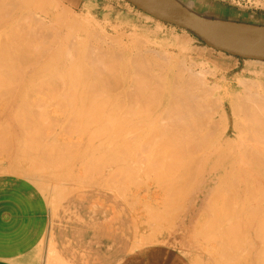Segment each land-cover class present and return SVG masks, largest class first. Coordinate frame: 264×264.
Instances as JSON below:
<instances>
[{"label": "bare ground", "instance_id": "6f19581e", "mask_svg": "<svg viewBox=\"0 0 264 264\" xmlns=\"http://www.w3.org/2000/svg\"><path fill=\"white\" fill-rule=\"evenodd\" d=\"M153 1L164 4V5L175 6L173 4V2H174L173 0H172L173 2L170 0H153ZM38 3H43V6H42L43 8H44V5H45V7H46V5L51 6L53 9V11H51L52 13H54V10L55 11L59 10V6L55 0H0V134H1V137H3V138L5 136H8V137L4 138L5 140L8 139V141L11 140L12 143L17 144V145H13V146H16L14 148V149H16V152L14 150L15 153H13L14 155L12 154L13 158H16L14 156L17 153V156H19L21 161H22V159H26V160L29 159L27 161L24 160V162L26 161L25 163L23 161L22 162L24 164H26L28 161L31 162L27 165L31 164V166H30L31 171L30 172H32L31 175L34 177V179L37 182H40L41 179H43V178H47L45 176V173L48 172L49 170L51 171L53 178L50 177L51 175H49L48 178L50 177L52 179V182H57L59 180H62V177H63V179L65 177L64 182L62 180L63 183H61V185H58V184L56 185V184H53L51 182V185L52 184L54 185L53 186L54 190H53V194L51 197V202L53 203L52 206H54V210H52L53 213L55 212V210L59 206L58 204L61 202V200H63V199L65 200L69 197H72V198L75 197V196H72L74 193V189L80 190L78 187L74 188L76 185L74 187L72 186L74 188L73 190H71V188H70L71 185H69V189H68L64 185L65 182H66V184H68L69 182H73V183L75 182L74 184H82V185H86V186H91L92 184L94 186V184H98L95 181H93V183H92L91 182L92 180L88 179L89 176H85V177H87L88 180H90L88 182L85 181L86 178L83 179L82 176H79L80 172H81L80 171L81 168H82L81 169L82 171L84 170L83 168H89L91 166H93L91 169H94V168L96 169L95 166H97V168H98L100 163L102 161H104V159H105L106 162L105 163L102 162V163H104V166H103V168H102V166L100 167V169H99L100 172L96 169L98 171L97 173H100V176H101V179L99 177L97 179L99 181L100 180L103 181L105 184H108V185H114L116 183V182L114 183V181L116 179L114 180L115 174L113 176L114 171H112L113 167L116 164L115 161H120L122 159L121 157H123V156H124L123 157V160H124V158L126 157V155H128V153L126 152V154L124 155V153H123L124 149L122 150L116 143L115 144L117 146H115V147H117V148L112 149L111 146L114 144L112 142L113 138H112L111 142L109 141L110 143H113L110 146L111 149L108 147L105 149L102 147L104 145H106L107 143H103V141L101 139L98 140L96 138V136L94 137V135H96L97 133L94 134L93 137L88 136L89 138L87 139V138H84L85 136H83L84 133L82 131L83 128H85L87 125H89V126H91L90 127L91 129L89 130L88 129L89 127L87 126L88 128L84 129V132L86 130L85 134H87L88 130L90 133H91V131L93 132L94 130L92 127H95V125L92 126L93 125L92 121H93V123L95 121H97L96 122L97 124H98V122H99V124L102 123V120H100L101 122L99 121L100 115L97 114L98 112L101 113V109L99 111V108L102 106V104L105 105L108 103L104 107V108H106L109 105V103H111L114 106L111 105L108 108L110 109V115H111L112 110L110 107H112V108L114 107V109H115V112L113 111L114 116H110L109 114H107V115H109L112 118L115 117L114 122H116V123H117V121L121 122V123H122V121H126L125 123H127L129 125L128 127H131V129H132L131 133H133L132 137H130L131 134L129 135V137L131 138L130 140H129V137L126 139V141L124 140L125 143L123 141H121L120 132H117V134L118 133L120 134L119 135L120 137L118 135H116V136H118L117 139L120 138L119 140L121 142H123L124 144H126L129 151L132 150V152L134 154V156L132 154V156L134 157V160L128 164L129 165L128 168H127V166L125 168L126 169H132L133 167L134 168L139 167V171H141V172H142L141 168H144V169H147L150 171H152L151 169L155 170V168H159L160 170L163 169V171H168V173L170 172L171 173L170 177H168V179H166V177L164 178L165 181L167 180V182L164 183V180H163V183L167 186V190L169 192L168 194H170V196L172 195L171 196L172 199L173 198L175 199L177 196V193L180 194V192H182L184 190L183 193H181V195L183 196V194H185L186 196L184 195L185 197H182V196H179V197H180V199H182L181 201H183L184 203H186L189 206L183 205L184 208L186 207L185 209L183 207L181 209V206L178 207L179 208V216H177V217L183 218L182 220L184 221V223H186V222L192 223L198 217H206L207 214L204 212V210L206 211L208 208H210V210L212 212L211 207H207V206L210 204V201L214 202L213 199H217L216 197H218L219 194L224 195V200H222V203L225 205V206L223 205L225 207V209L223 211L224 214H216L215 212H213V214L211 213V215H208V216H210V218L215 217L214 219L217 220V223H218V220L225 219V217L230 218V219L235 217L234 221L237 220L235 222H238V223H240L242 221L239 222L238 220H240V218L236 219V217H241V218L245 217L246 219L248 217V220L250 221V226L252 227L253 223L251 220H253L254 217H263L264 218V61L254 60V59H244L243 61H245L246 67L241 71L240 74H237L235 76V78L228 81V80H226V77L223 76V77H221V80H217L216 75H215L217 72V69L214 68V66H209V63L203 59H202V61L200 60L201 62L198 61L197 62L198 64L196 62H193L192 59H189L187 62V56L185 55L186 51L185 52L182 51L183 48H181V50H180L181 52L176 54V55L173 52H168L166 50H163V51H155L153 49H147L146 50V46H145V50L142 49L144 47L139 46L142 49V50H140V48L137 47L138 45H140L139 39L136 41L135 40L131 41V39H130L129 42L134 41V44L133 43L128 44L129 42H127L126 44L127 45H133L134 47H136V48H134L132 46L134 48V51L136 50V52L129 51L130 46L128 48L126 47L125 49L122 50L120 46H124L125 43H124V45L120 44V41H121L120 40L118 44H119L120 49L122 50L121 51L116 46L118 40L111 38V37H115V36L108 37V35H106L105 31L103 29H101L100 32L96 30V34H99L98 36L101 35L104 38L103 37L99 38L97 35H95V33L92 36H96V37H92L89 32H91V33H93V32L92 31L88 32V29L85 27L87 24V20L85 21L86 23L81 20L85 24V25H83L81 23V21H79V19L76 20L75 17L70 18V19L67 17L69 20H65L67 18L63 17L64 14L58 15V18L62 19L60 17H63V19L65 18L64 20L67 21L68 25H67V23H64L65 21L62 19V22H63L62 25L66 24L67 27L69 28V29H66L67 28V27H65L66 25L63 26V28L65 27L64 28L65 32H67V34H68L69 32L74 31V30L69 31L70 29H75V28L77 29L78 28V29H80L81 33L79 34L78 39L76 41H73L76 39V37H75V39H73V36H76V35L71 36L72 40L67 39V41H66V39H65V43L67 42L66 46H65V44L62 45L60 43L62 46H65V49H64V47H63V49H61L63 51H60L57 49L55 51H53L52 49H54V47L51 45L52 44L54 45L55 41L52 38H51V40H53L54 42H52L51 40H49L50 42L48 41V37H49L48 32L49 31H47V29L44 28L48 25L47 26L48 30H50L49 28L52 27V25L50 24L51 22L47 23L48 22L47 18H49V15L42 8H41V11L39 14L37 12L32 13L34 10L33 11L31 10L32 12L30 11L31 8H34V7H35V9L38 8L40 5ZM36 4H38V6ZM176 4H178V3H176ZM41 5H40V7H41ZM179 6L182 7L181 5H179ZM182 8L185 11H187L189 14H192L193 16L200 18V19H195V20L206 31H208L210 34H212L217 40H224V39L232 38L236 34L243 31V29L241 27H238V26H234V25L229 26V25L217 24V23H212V22L201 20L204 18L193 13L194 11L191 12L184 7H182ZM36 10H38V9H36ZM38 12H39V10H38ZM64 16H66V15H64ZM146 17H148V19L153 18L147 14H146ZM57 19H56V21H57ZM59 19H58V21L60 22L61 20H59ZM208 19H206V20H208ZM58 21L56 23H55V21H53V22L55 25L59 26L57 24V23H59ZM211 21H215V20H211ZM45 22L47 24H45ZM53 22H52V24H53ZM60 26L58 28H60ZM98 26H99V23H98ZM52 29L50 31L51 33L53 31ZM54 29H56V28H54ZM90 29H93V28H89V30ZM98 29H99V27H98ZM54 31H56V30H54ZM56 32H58V30ZM76 32H78V31L76 30ZM72 33L73 32H71L69 34H72ZM50 35H51V37L53 36L52 34H50ZM59 36L57 34V38ZM66 36H68V35H66ZM66 36H64V37H66ZM105 36H107L106 39L110 38L109 42L105 41ZM61 39H63V38H61ZM111 39H113V41ZM116 39H118V38H116ZM114 40L116 41V43H115L116 45H114V46H116V48H118L119 50L113 49L112 43H114ZM61 41H64V39ZM59 42H60V40H59ZM110 42H112V43H110ZM140 42H141V39H140ZM109 43H110V45H109ZM144 43L145 42H143L141 44L144 45ZM111 44H112V46H111ZM107 45H109V46H107ZM127 45H125V46H127ZM137 48H139V50ZM126 49H128V52L126 51ZM60 54H63L62 60L64 58L65 59L63 60V62H61L62 64L57 65L54 61L56 60V62H57L56 57L59 58ZM153 54H155V55L153 56ZM51 55H53V57H51ZM49 56L51 58H54V56H55V58H56L52 62V64H50V61H52V60L48 59ZM46 59L49 60L48 61L49 64H48V62H46L45 65H40L41 61L42 60L45 61ZM53 64L54 65L56 64V65L54 66ZM205 65H206V67H205ZM173 68L176 69V72H174ZM213 71L215 73H212ZM37 77H39L38 78L39 81H38ZM34 78L37 79V81H38L37 84H35L36 82L34 83L32 81V79H34ZM40 78L42 80L41 82H40ZM5 79L8 81H4ZM67 79H69L71 82L67 85H64L65 82L68 83L67 81H69V80H67ZM64 80H65V82H63ZM31 81L33 83H31ZM5 82H7L8 84L7 83L5 84ZM29 85H32L33 88L32 87H31L32 89L29 88L30 87ZM16 86H20L21 88L22 87L26 88L28 86V89L25 90V88H24V90H23L24 92L26 91L24 93L25 94L24 96H26V97L28 96V90H29V93L34 94V92L37 91L38 88H39L38 89L39 91L45 90L46 91L45 94L47 92H49V95H51V94L53 95V92H54L55 93V95H54L55 98L53 97L54 102H52L53 98H51V97H49V98H51V100H49L48 97H47L48 99L46 98L45 100H41V96H43L45 98L48 95V93L46 94V96H44L45 94H43V93H42L43 95L38 94L40 97L39 101L46 102L45 105L48 104V102L46 100H49L48 107H49V105H51V103L52 104L54 103L56 105L57 100L63 96L64 97L62 100H64L65 103L68 101L67 95H68V97L71 96L70 98H72L73 96L77 97V95H81V97L84 96L83 99H86V100L84 101L81 99V102L82 103L84 102L83 103L84 106H82V103L80 102L82 110H79V111H74V108H76L75 106L77 104V102H75V101H77V100L80 101V99H78V97H77V100L73 99L74 97L72 98L73 101L75 100L74 101L75 106L73 109H71V110H73V112L71 110H69L70 109L69 106H66L68 104H70V106L73 105V101L71 102L70 98H69V103L67 102V104H65L63 101H61V99L58 101V102L61 101V104L63 103L62 106L63 105L66 106V107L65 106L63 107L64 109L66 108L69 110V113H68L69 115H68L67 114L68 111L66 109L65 110L67 112L63 111V109L61 108V112H58L57 113L58 115L55 114L56 116H54V117H56V120L53 119V116H52V118H48L49 120L51 119L52 121L53 120L58 121V125H60V124L61 125L62 124L63 125L68 124L69 125L70 124V126L73 125L72 127H75L74 125L77 124V121L78 120L80 121L84 117V116H82V113L88 111V109L91 110V107L93 108V105L95 102L93 97H95L96 94H97V96L99 95L98 96L99 100H100V98H103L107 103L106 102L103 103V100L101 99L102 104H101V106H99L100 101L98 102L97 101L98 99L96 100L97 104L99 103L98 104L99 107L97 106L98 111L96 114L92 113L91 115L94 114L95 117L98 116V118H96V120L91 119L90 120L91 122L89 120H88V122H86V120L83 121L84 119L81 120L82 123L86 122V124L87 123H89V124L85 125V127H83L82 129H81V126H78V127H80V129L78 128V130L75 128L76 131H78V132L80 130L82 131V132L80 131L81 133L76 132L77 134L75 135V137H77V138H71V140H68V139L66 140V138H63V137H65L63 133L68 132V131H66L67 129H69V130L73 129V128L70 129V126L69 127L66 126L67 127L66 128L65 125L64 126L62 125V126H63V128L65 127L66 130L65 129L60 130V128L62 127L60 125V128L58 127V129H56V133H55V131L53 132V128H52V132L54 134L51 133L52 136L49 137L50 132L48 131V128L45 126L44 128H47V131H48L47 134H49V136L47 135V138H46V136H44V137L42 136V137L44 138V143L47 139L48 140L46 141V143L44 145H42L40 142L39 143L37 142L38 144H41L42 146L40 145V147L37 146L36 148H38L37 150H39V148H40L41 152L48 153V154H41L40 151H37V152H35L36 153V155H35L32 151H33V149L36 150L35 149V143H34L36 141H34L33 142L34 144H33L32 141L34 139L30 140V137L32 139V136L34 134V132L32 131V128H33V130H35L34 129L35 125L33 124V126H34L33 127V126H30V124H29V118L31 119L30 123L34 122V120L32 119L33 116H31V115H33V112L29 111L30 112L29 113L27 111L28 108L24 105L27 108L26 111L28 112V114H30V115L27 114L29 118L26 115L24 116V113L26 111H25V107L22 106L21 103H25L26 97L24 98L22 96L23 91L22 92L19 91L20 92V94H19L18 92H16V90H13L14 88H18ZM4 87L5 88L8 87L5 90L10 89L9 87H11L13 89H10V91L5 92ZM34 88H36V90H33ZM11 90H13V92L15 91L16 94L18 93L17 95H19L18 96L19 98L16 97V99L18 98L17 100H19L20 97L22 96L23 97L22 100L24 102L22 100H21V102L19 101V103H18V101H17V103L14 101L15 104H13L14 102L11 104L9 100H11L10 99L11 97H14V94ZM31 91H33V92H31ZM39 91L36 92V95H37V93H39ZM8 92H10V93L12 92V94H10ZM50 92H52V93H50ZM6 93H8L9 96L11 95L10 98H8L9 96H7ZM56 93L58 95H56ZM5 94H6V96H5ZM34 96L30 95V97H32V98ZM56 96L57 97L59 96V98L57 99ZM5 97H7V99H9L8 100L9 102L7 101V99L4 100ZM98 97H96V98H98ZM28 99H27V101H28ZM91 99H93L94 102H92ZM33 100H34V98H33ZM33 100L31 99L28 102L32 101V103H33ZM37 100H38V98H37ZM37 100H35V101H37ZM88 100H89V102H88ZM4 101H6V104ZM39 101H38V103H39ZM11 102H12V100H11ZM70 102L72 103V105ZM8 104L12 105V106L17 105V106H20V108L24 107V109L21 108L23 110H20V111H22V113L23 112L24 113L19 114L20 111H18L17 106H15V107L13 106L15 109H10ZM26 104L28 105V103H26ZM33 105H35V103H33ZM45 105H42V106H45ZM58 105H60V104L58 103ZM29 106H32V104L30 103ZM79 106L77 109H80ZM36 107H37V102H36ZM38 107H40V106H38ZM41 107H40V109H42V110L45 109V107H43V108H41ZM59 107L60 106H58V108ZM50 108H51V106H50ZM8 109L18 111L17 115H16L15 111H13V113L9 112L12 115L15 113L12 116V119L15 118V115L16 116L21 115L20 117L23 116L25 118L24 119L22 117L23 119H21L20 117H16L17 121L14 120L16 122L11 120L10 118H9L10 120L8 119L11 122V124L13 123L12 124L13 126H14V123L15 124L18 123V125H16V128H18L17 129L19 131L18 133H21L20 137L18 136L19 134H16V132H17L16 130L13 131L12 135H10L11 134L10 132L8 133V135L6 134V132L9 130V128L11 126V124L8 123V120L6 117L7 115L8 116H10V115L8 113H7V115H5L6 112H8L7 111ZM32 109H34V108H32ZM32 109H31V111H32ZM29 110H30V108H29ZM35 110H37V108ZM45 110H43V112H45ZM94 110L95 109H93L91 111L93 112ZM105 110L104 111L102 110V112L105 113ZM40 111L38 110V112H40ZM58 111H60V109H58ZM40 113L38 114V117H39V115H41ZM48 113H50V112H48ZM34 114H35V112H34ZM43 114L41 116H43ZM85 114L86 113H84V115ZM87 114L90 115V111ZM4 115L6 118L4 117ZM89 115L87 116V117H89V119L94 117V116H89ZM47 116H49V115L47 114ZM101 116L103 118L104 114L102 113ZM109 116H108V118H109ZM34 117H35V115H34ZM38 117L36 116V118H38ZM40 117H39V120H40ZM2 118L6 119L7 122H5L6 120H3ZM18 118H20V120H24V121L19 122L20 120H18ZM112 118H110L111 122L108 119V122H107L108 124L104 123V122H103V124H105V125L101 124L102 126H99V124H98V127H101V128L105 126V129L104 128L102 129V130H105L104 133L102 132L103 135L105 133L107 134L106 125H109L107 127V128H109L111 126L110 123H113ZM39 120H38V122H39ZM103 120H105V122H106L107 119L105 118ZM2 121H4L5 123ZM36 122H37V120H36ZM45 122H46V120H45ZM59 122H61V123L59 124ZM79 123L81 125V122H79ZM123 123L121 124L122 127L124 125H127V124H125V123L123 124ZM3 124H6V127L10 125L9 128L7 127V131H5L6 130L5 128L2 129L3 127H1V126H3ZM7 124H9V125H7ZM42 124L40 123L41 127L39 125H38V127L43 128ZM27 125L30 127H28ZM113 125H116V124L113 123ZM117 125L119 126V124H117ZM17 126H19L20 129ZM51 126L48 125V127H50V129H51ZM56 127H57V123H56ZM96 127H95V130L97 129ZM111 127H110V130L113 128V127L112 128ZM122 127L120 126V130ZM126 127L124 126V129ZM16 128H14V129H16ZM36 128H37V126H36ZM44 128H43V130H45ZM63 128H61V129H63ZM12 130H10V131H12ZM58 130H60L63 135L59 132L57 133ZM2 131H5V132H2ZM31 131L33 132L32 136L30 133ZM38 131H40V132H38ZM116 131L117 130H115V132ZM121 131H122L121 133H126V132H123V131H125L123 129ZM128 131H129V128H128ZM41 132H42V129L37 130L36 133L41 134ZM96 132H98V131H96ZM2 133L6 134V135L2 136ZM70 133H72V132H70ZM29 134H30V136H29ZM72 134H70V135H72ZM74 134H75V132H74ZM102 134H101V136H103ZM111 134H113V133L111 132ZM126 134H128V132ZM34 136H36V135H34ZM39 136H41V135H39ZM97 136H99V135L97 134ZM101 136L98 138H102ZM110 136H115V134L110 135ZM124 136H125L124 138L122 136L123 139H125L127 137V135H124ZM21 137H23L25 139L27 138L26 140H28V141L26 142L24 140L25 142H22L23 138H21ZM37 137H35V140L37 139ZM66 137H67V135H66ZM20 138H21V142H20V140L18 141V139H20ZM107 138H105V139H107ZM109 138H111V137H109ZM4 139L2 141L0 138L1 147H3L1 142L4 143V141H5ZM38 139H40V138L38 137ZM117 139H115L116 142H117ZM15 140L18 141V143ZM11 141H10V143H8L6 141L8 143V145H7V143L6 144L4 143V145H5L4 147L7 146L6 148H3V149L0 148V152H1L0 155H2V151L4 149H5V151H3V153H6V151H7L6 149L8 148L7 154H5V155L9 156L8 153H9V151H11L10 149L13 147L11 145ZM120 141L118 142L119 144H121ZM100 142L103 143V146L102 145L100 146ZM107 142H108V140H107ZM37 143H36V145H38ZM10 145L12 147L9 148L8 146H10ZM126 150H127V148L125 149V151ZM47 151H49V152H47ZM37 153H39L38 155L41 154L40 157H38ZM121 153L123 156L120 155ZM77 155H80L81 157L84 158V159L82 158L83 160H81L80 157H78L80 159H76V161H78V160L81 161V162L79 161L80 165H77V166H80L79 168H77L75 165H72L73 160L71 159L73 157H74L73 159H75V157H77ZM8 156H5V157H8ZM58 156H62V158H63V156H65V157L67 156L66 157L67 159L70 158L69 160H72V162L68 161V163H67V161H65L68 164V166H69V162L72 163V164H70L71 165L70 167H67V164H65L64 161H63V163H61V165L63 164V166H64V164H65L66 168L63 169L62 168L63 166L61 167V166L57 165L58 167H61L64 170L62 174L60 173L61 168H59L60 174H55L54 172L52 173V170L55 171L54 170V166H56L55 164L56 163L59 164V162L57 161ZM115 157H119V159L118 158L114 159ZM9 158H10V156H9ZM66 158L62 159V160H66ZM59 159L61 161L60 157H59ZM131 159H133V158H131ZM19 162L20 161H18V162L15 161V163H19ZM22 162L19 165H23ZM119 163L122 164V161H120ZM95 164H98V165H95ZM27 165H25V166L27 167ZM122 165H124V164H122ZM25 166H23V167H25ZM130 166L132 168H129ZM67 168H69V169H67ZM121 168L124 169V166ZM55 169H57V168L55 167ZM76 169L79 170L80 172H79V174L75 173L76 174L75 175L73 172L77 171ZM85 170H87V169H85ZM93 171H95V170H93ZM87 172H89V171H87ZM124 173H125V171H124ZM124 173H122V174L124 175ZM155 173H157V172H155ZM146 174H147V172H146ZM149 174H150V172H149ZM160 174L163 175L164 173L163 174L160 173ZM116 175L120 176V174L119 175L116 174ZM83 176H84V174H83ZM137 176H138V174H137ZM157 176H155V177L157 178ZM57 177H59V178L57 179ZM121 177H123V176H121ZM132 177H133V175H132ZM48 178H47V180H48ZM44 180H46V179H44ZM124 180H122V181H124ZM126 181H127V179H126ZM105 184H103V185L105 186ZM117 184H119V183H117ZM108 185H106V186H108ZM77 186H80L82 188L81 185H77ZM187 186H188L189 190H190V188L194 187V188H192V194L190 193L191 190L188 192V189L185 188ZM97 187H99V186H97ZM108 187H110V186H108ZM50 188H51V186H50ZM102 188H104V187H102ZM146 189H147V187H146ZM111 190H113V189L111 188ZM187 192H188V194H186ZM189 193H190V195H189ZM113 195L115 196V194H113ZM167 196H169V195H167ZM220 198H222V196ZM168 199L170 201V197ZM180 199H178V200H180ZM138 200H139V198H138ZM220 201H221V199H220ZM170 202L173 203L172 201H170ZM183 202H182V204H183ZM213 202H211V203H213ZM171 203H170V205H171ZM175 204H177V203H175ZM205 205H207V206H205ZM218 205H220V204H218ZM214 206H216V204ZM214 206H213V208L215 209L216 207H214ZM205 207L207 209H205ZM163 209L165 210V208H163ZM163 209H160L161 211H156V212H160L163 214V211H164ZM180 209H181V211L182 210H184V211L181 212ZM214 209H213V211H215ZM170 210H171V208H170ZM218 210H219V208H218ZM151 211H153V210H151ZM151 211L148 212V215ZM154 212L155 211H153L152 214H150V217L152 215H154L153 214ZM160 213L156 214V217L154 215L153 217H151V219L147 215L149 217V220H147L148 218H147V216H145L147 218V219L145 218L147 220V222L148 221H150V222L148 224L146 223L148 226H142V227H144V229L140 228L141 226L137 227V228H140L139 231L142 229L144 232L140 235V233H138V230H137V234H136V235H139V237H141V239L143 241H145V240L149 241V238H150V236L152 237V234H154L153 239L156 240L155 239L156 238L155 233L159 234L160 233L159 229H162L161 228L162 222L166 223V220H165L166 216L161 217ZM208 213H210V211ZM218 213H220V212H218ZM157 216H159V217H157ZM256 219H258V218H256ZM203 220L205 221V219H203ZM212 220H213V218H212ZM178 221H180V219ZM211 221L209 223H213ZM222 221H224V220H222ZM225 221H227V220H225ZM243 221L249 222L245 219ZM262 221H264V220H262ZM172 222H173V220H172ZM214 222H216V221H214ZM245 222H243V223H245ZM256 222H258V221H255V223ZM134 223H132V224H134V226H136L137 223L136 222H134ZM243 223H241L242 224L241 227H243V225H244ZM213 224H216V223H213ZM245 225H247L246 227H250L249 223H245ZM245 225L243 228H241L243 235L245 234L244 237L246 236V232H244V231L248 230L245 228ZM256 225H257V223H256ZM200 226H202V225H200ZM229 226H233L231 222H230ZM145 227H148L147 233L145 232V229H146ZM166 227H167V225H166ZM206 227H208V226H206ZM218 227L219 226H217V228ZM259 227H261V226H259ZM259 227H257V228L255 226L253 227L254 228L253 235L255 233V230L257 229L256 231H258L257 234L259 236V233L261 232V231L259 232V230L261 228L258 230ZM195 228H196V226H195ZM225 228H227V227H225ZM244 228L246 230H244ZM132 229H133V233H134V231L136 229L135 230H134V228H132ZM229 229H232V231H233V228H229ZM229 229L227 231H229ZM199 230H201V229H199ZM212 230H213L215 235L220 231L219 230L217 232V229H215L216 230V233H215V230L214 229H212ZM207 231H209L208 228L205 230V232H203V231L202 232L206 233V235H207ZM232 231L230 230L229 233H227V234L229 235L230 232H232ZM196 232H197V230H196ZM237 232L239 233V230H237ZM221 233L222 232L218 233V234H220V236H218V235H216V236L219 237L220 240H222L219 243L220 248H222V245L224 248V244H226L224 242H227V241H224L223 238L225 240H227L226 239L227 235L225 233H223L226 236L224 235L225 237L224 236L221 237V235H223ZM47 234H49V232ZM239 234H237V235L239 236ZM257 234L255 233V235H254L255 238H256ZM261 234H263V233L261 232ZM261 234H260V237H261ZM215 235H213V237ZM233 235L234 234H232L231 237H233ZM241 235H242V233H241ZM250 235H252V234H250ZM194 236H196V235H194ZM202 237L199 240L202 241ZM210 237H212V235ZM47 238L49 240V237H47ZM237 238H240V236ZM261 238H263V237H261ZM214 239H215V237H214ZM244 239H245V241H247V243H249L251 241V238H250V240H246V238H244ZM137 240H139V238ZM217 240H219V239H217ZM257 240H260V239L258 238ZM261 240H263V239H261ZM212 241L214 242V240H212ZM234 241H237V240L235 239ZM238 241L241 242V240H238ZM134 242H135V240H134ZM149 242H147V243H149ZM228 242L226 244L227 246L229 245ZM230 242H232V241L230 240ZM130 243H132V242H130ZM217 243L218 242L216 241V244ZM222 243H224V244H222ZM247 243L244 242V244H243L244 247L245 246L246 247L254 246V248L253 247L252 248L248 247V248H251L252 250L254 249V256L256 255V257H254V258H257V259H255V261L258 260V258H261L262 256L264 257V254L261 255V253H262L261 251L264 250L263 248H261V250H259L260 249L259 248L258 253H257L256 248H255V247H257V245L255 244L256 242L255 243L253 242L252 244H251V242L249 244H247ZM231 244L229 245L230 247L232 246ZM238 244H239V242H238ZM261 244H262V241H261ZM51 245L52 244L49 243L51 250L48 247V249L50 250L49 254L51 256L48 255L49 257H47V259H49V261L50 260L52 261V259L54 258L53 260L57 262L61 259H58L59 257H56V254L54 252L55 250H53L51 248ZM212 245L213 244H211L210 246H212ZM229 246L227 249L224 248V250H223V252H225L226 254H231L230 252L227 253L228 249L230 248ZM234 246L236 247V245H234ZM216 247H217V245H216ZM211 248L213 249V246ZM215 248H214V250H215ZM232 248H233V246L231 247V250H232ZM248 248L242 247L243 250L238 249L239 251L240 250L242 251V254L240 253V256L241 255L243 256V254L245 253V255L243 256L245 258H243L242 261L246 259L248 262L253 257L250 254H248V252L251 250V249L248 250ZM245 249L247 250L246 252H245ZM52 250H53V252H52ZM238 250H235L234 252L232 251L233 255L235 257H237V259L232 258V259H234V262L235 261L237 262L238 258L240 257V256H238L239 255ZM217 251H219L218 248H217ZM220 251H219V253L217 252V254H216L217 257L220 254H221V257H222V255L223 256L225 255V253H223L222 251L220 252ZM214 252L213 253L211 252V253L215 254ZM235 252H238V255L236 254L237 256L235 255ZM255 252L258 255L255 254ZM263 253H264V251H263ZM46 255L44 257L45 259H46ZM233 255L232 256L230 255V256L233 257ZM242 256H241V258H242ZM224 257L227 258L226 255ZM224 257H222V258H224ZM228 257H229V255H228ZM231 257H229L230 261L232 260ZM222 258L218 257L217 259L221 261V260H223ZM241 258H239V261ZM212 259H214V258H212ZM227 260H225V261L223 260L222 263L223 262L226 263ZM229 260H228V262H230ZM261 260L259 259L258 261H261L264 263V261H263L264 258H261ZM45 261H47V260H44L43 263ZM49 261H47V262H49ZM258 261H256V262L258 264H260ZM57 263H60V261ZM239 263L240 262H238L237 264H239ZM243 263H245V261H243ZM49 264H50V262H49ZM63 264H64V262H63ZM248 264H249V262H248Z\"/></svg>", "mask_w": 264, "mask_h": 264}, {"label": "rangeland", "instance_id": "374dc122", "mask_svg": "<svg viewBox=\"0 0 264 264\" xmlns=\"http://www.w3.org/2000/svg\"><path fill=\"white\" fill-rule=\"evenodd\" d=\"M56 2H57V4H58V6H59V10H57V11H55L54 10V13H52L51 11H53V9H52V7L51 6H49V5H46V7H45V5H44V8L42 7L43 6V3H38V4H42L41 5V7H40V5H39V7L38 8H36V9H38L39 10V12H38V10H36L35 9V7L34 8H31L30 9V11L32 10H34L32 13H34V12H37L38 14L40 13V11H41V8L43 9V10H45L46 12H47V14L49 15V18H47V23H50L51 25H52V27L51 28H49L50 30H48V25L46 26V27H44L45 29H47V31H49L48 33H49V37H48V41L49 40H51V38L52 39H54V41H55V44L53 45H51V46H53L54 47V49H52L53 51H55L56 49L57 50H60V51H63V50H61V49H63V47H64V49H65V46H66V43H65V39H66V41H67V39H69V40H72V37L71 36H73V35H76V36H73V39H75V37H76V39L75 40H73V41H76L77 39H78V36H79V34L81 33V31H80V29H70L69 31H71V30H74V31H71V32H73L72 34H69V33H71V32H69L68 34H67V32H65V30H64V28L65 27H67V25H68V23H67V21H65V20H69L70 18H74L75 17V19L76 20H78L79 19V21H83V22H85L86 20H87V24L89 25H87L86 24V28L88 29V32L89 31H92L93 33H91V32H89L90 33V35L92 36L94 33H95V35H99V34H96V30L97 31H99L100 32V30L101 29H103L104 31H105V33H106V35H108V37H111V36H115V37H111V38H114L115 40H118L117 41V45L115 44L116 43V41L114 40V43H112V42H110V43H112L113 44V46H112V44H111V46L113 47V49H117V50H119L120 49V47H121V49L123 50V49H125L126 47L128 48L129 46V48H130V50L129 51H131V52H136V50L134 51V48H136V47H134L133 45H127L126 43L127 42H129L130 41V39H131V41L132 40H138L139 39V44L140 45H138L137 47H144V48H142L143 50H145V46H146V50L147 49H153V50H155V51H163V50H166V51H168V52H173L175 55L176 54H178V53H180L181 51V48H183L182 49V51H186L185 53V55L187 56V62H188V60L189 59H192L193 60V62H201L202 61V59L203 60H205L206 62H208L209 63V66H214V68H216L217 69V72H216V78H217V80H221V77H223V76H225L226 77V80H231V79H233V78H235V76L237 75V74H240L241 73V71L246 67L245 65H246V63H245V61H243L244 59H242V58H239V57H235V56H231V55H228V54H225V53H221V52H218V51H215V50H213V49H211V48H209V47H207L202 41H201V39H199L197 36H195V35H193L192 33H190L189 31H186V30H184V29H181V28H179V27H176V26H173V25H170V24H166V23H164V22H161V21H159V20H156V19H154V18H152V19H148V17H146V14H144L143 12H141V11H139L138 9H136L135 7H133L131 4H129V3H127L125 0H95L94 1V3H92L89 7L87 6V7H85L86 5L84 4V6L83 7H80L79 6V4L78 3H80V1H82V0H76V2H71L70 0H55ZM86 1V0H85ZM174 1V0H173ZM182 1V0H181ZM186 2L184 3V4H186L187 5V7H189L188 8V10L189 11H191V12H193L194 11V7H193V5H191V3L192 2H189L190 0H185ZM236 1V0H235ZM174 2H176V1H174ZM177 3V2H176ZM236 3H237V1H236ZM38 4H36L37 6H38ZM61 8V9H60ZM60 12V13H59ZM62 12V13H61ZM193 13H195L196 15H198V16H200V17H202V18H204V19H208V20H214V18H216V19H218V20H225L224 19V17L223 16H219V17H214V16H212L211 14H205V13H196V11H194ZM54 14V15H53ZM66 15V16H64V15ZM58 15H63V17H65V18H67V19H63V17H60V18H62L65 22L64 23H67V25L65 26L64 24L62 25V19H59L58 18ZM206 15V16H205ZM53 16V17H52ZM70 16V17H69ZM84 17V18H83ZM59 20H61L60 22L58 21V19ZM147 18V19H146ZM49 19V20H48ZM56 19H57V21L59 22V23H57L59 26H60V28H58L59 26H57V25H55L54 24V22L53 21H55V23L57 22L56 21ZM52 20V21H51ZM94 20V21H93ZM81 21V23L83 24V25H85L83 22ZM45 22V24H47ZM52 22H53V24H52ZM93 22V23H92ZM86 23V22H85ZM98 23H99V26H98ZM49 24V25H50ZM63 26H65L64 28H63ZM97 26V27H96ZM93 28V29H90L89 30V28ZM98 27H99V29H98ZM53 28V29H52ZM54 28H56V29H54ZM63 28V29H62ZM160 28V29H159ZM51 29L53 30L52 31V33L50 32L51 31ZM66 29H69L68 27L66 28ZM54 30H58V32H56V31H54ZM76 30L78 31V32H76ZM68 31V30H67ZM54 32V33H53ZM56 32V33H55ZM65 34H64V33ZM62 33V34H61ZM98 33V32H97ZM104 33V34H105ZM50 34H52L53 36L51 37V35ZM57 34H58V38H57ZM64 34V35H63ZM66 35H68V36H66ZM64 36H66V37H64ZM135 38H134V37ZM69 37V38H68ZM92 37H96V36H92ZM99 38L100 37H103V36H98ZM50 38V39H49ZM61 38H63L64 39V41H61V40H63V39H61ZM104 38V37H103ZM107 38V36H105V41L107 42H109V40H110V38L109 39H106ZM116 38H118V39H116ZM120 38V39H119ZM129 38V39H128ZM175 38V39H174ZM140 39H141V42H140ZM59 40H60V42H59ZM112 41H113V39H111ZM122 42H121V41ZM52 42H54L53 40H51ZM119 41H120V44H122V45H124V43H125V45H127V46H120L119 47ZM149 41V42H148ZM50 42V41H49ZM143 42H145L144 43V45L143 44H141V43H143ZM151 42V43H150ZM62 45H64L65 44V46H62ZM110 43H109V45H110ZM130 43H133L134 44V41L133 42H129L128 44H130ZM137 43V42H136ZM59 44V45H58ZM148 44V45H147ZM109 45H107V46H109ZM114 45H116L118 48H116V46H114ZM136 45V44H135ZM142 45V46H141ZM50 46V47H51ZM56 46V47H55ZM134 48H133V47ZM139 47V48H140ZM173 47V48H172ZM59 48V49H58ZM139 48H137L138 50H139ZM50 49V48H49ZM120 49V50H121ZM133 49V50H132ZM141 48H140V50H142ZM162 49V50H161ZM168 49V50H167ZM172 49V50H171ZM185 49V50H184ZM121 50V51H122ZM126 51L128 52V49H126ZM173 54V55H174ZM152 55V54H151ZM155 54H153V56H154ZM62 56V57H61ZM65 56V55H64ZM68 56V55H67ZM66 56V57H67ZM70 56V55H69ZM51 57H53V55H51ZM50 56H49V60L51 59L52 61H50V64H52V62L57 58V62H56V60L54 61L57 65H60V64H62L61 62H63V60L65 59H63L62 60V58H63V54H60V56H59V58L58 57H56L55 58V56H54V58H51ZM156 57V56H155ZM48 59H46L45 61L44 60H42L41 61V63H40V65H45L46 64V62H48L49 60ZM191 60V61H192ZM201 60V61H200ZM44 64H43V63ZM59 63V64H58ZM48 64H49V62H48ZM55 64V65H56ZM198 64V63H197ZM54 65V64H53ZM54 65V66H55ZM177 65V64H176ZM175 65V66H176ZM174 67V66H173ZM205 67H206V65H205ZM213 68V67H212ZM173 70H174V72H176V69L175 68H173ZM212 73H215L214 71L212 72ZM221 75V76H220ZM6 78V77H5ZM39 77H37V79H38ZM42 78V77H41ZM41 78H40V82L42 81L41 80ZM49 78V77H48ZM47 78V79H48ZM220 78V79H219ZM8 79V78H7ZM35 79V78H34ZM32 79V81L35 83V84H37V82L39 81V79H38V81H37V79ZM43 79V78H42ZM67 80H69V79H67ZM4 81H8V80H4ZM31 81V83H33ZM63 82H65V80L63 81ZM68 83H66L65 82V84L64 85H67V84H69L71 81L69 80V81H67ZM7 82H5V84H6ZM30 83V84H31ZM8 84V83H7ZM6 86V85H5ZM9 86V85H8ZM30 87L29 88H31L32 87V85H29ZM16 87H18V88H11V87H9L10 89H13V90H16V92H18L19 94H20V92L19 91H23L24 90V88L22 89L20 86H16ZM8 87H4V90L5 89H7ZM33 88V87H32ZM31 88V89H32ZM10 89H8V90H5V92L6 91H10ZM21 89V90H20ZM26 89H28V86L25 88V90ZM39 89V88H38ZM37 89V91H35L34 92V94L32 93H29V90H28V96L30 97V95L31 96H34L33 98H34V100H33V98L32 97H30L32 100H33V103H35V105H33V103H32V101L31 102H28V101H30L31 99L27 96H24L25 94V92L23 91L21 94H22V96L26 99L25 100V103H21V105L22 106H26L27 108H28V110H27V108L25 107V111L27 110L28 112L30 111V112H33V115H31V116H33V120H34V122H32V123H30V118L28 117V115H30V114H28V112L26 111L25 113H24V116L26 115L28 118H29V124H30V126H33V124L35 125V127H34V129L35 130H33V128H32V131L34 132V134H33V136H32V131L30 132L31 133V136H32V139H31V137H30V140H33L32 141V143L34 142V141H36V142H34L35 143V149L36 150H34L33 149V153L36 155V153L35 152H37V151H40L41 152V149L39 148V150H37L38 148H36L37 146H39L40 147V145L42 144V145H44L45 143H46V141L48 140H46L45 141V143H44V136H46V138H47V135L49 136V134H50V136L49 137H51L52 135H51V133L52 134H54L53 132L55 131V133H56V129H58V127L60 128V123L61 122H59V124L60 125H58V121H54V120H56V117H54V116H56V115H58L57 113L58 112H61V108L63 109V111H66L67 112V114L69 113V110H71V109H73L74 108V106H75V102H77V104H76V108H74V111H79V110H82V108H81V104H80V102H81V99L82 100H86V99H83L84 98V96H82L81 97V95H77V97H78V99H80V101L79 100H77V97H72L73 99H76L77 101H73V99L72 98H70V97H68V95H67V99H68V103H69V98L71 99V102L73 101V105H72V103H71V105L73 106H70V104H68V105H66V106H69L70 107V109L68 110V109H64L63 107L65 106V105H63L62 106V104H61V101H63L64 103H65V101L64 100H62L63 99V97H61V98H59V96L57 97V102L61 99V101L60 102H58L60 105H58V103L56 102V105L53 103H51V105H49V107H48V104H49V100H51V98H55V93L53 92V95L51 94V95H49V92H47L48 93V95L46 96V94H45V90L44 91H39ZM13 90H11L12 92H13ZM18 90V91H17ZM33 90H36V88H34ZM39 91V93H37V95H36V92H38ZM12 92L10 93V92H8V93H10V94H12ZM16 92L14 91L13 92V94H14V97H11L10 98V96H9V94L8 93H6L7 94V96H9L8 98H10L11 100H12V102H11V100H9V99H7V97H5V99L4 100H6L7 99V101L9 100L10 101V103L12 104L14 101L17 103V101H18V103H19V101L21 102V100L23 99V97L21 96L20 97V99L19 100H17L19 97V95H17L16 94ZM31 92H33V91H31ZM45 94L44 96H46L45 98L43 97V96H41V100H45L47 97L49 98V97H51V98H49V100H46L47 102H48V104L47 105H45V103L46 102H44V101H39L40 100V97H39V95H43V94ZM50 93H52V92H50ZM6 94H5V96H6ZM27 94V93H26ZM39 94V95H38ZM56 95H58L57 93H56ZM76 96V95H75ZM99 96V95H98ZM97 96V94L95 95V97H93L94 98V100H95V102H94V100L93 99H91L92 100V102H94V105H93V108L91 107V110H93V109H95L93 112L91 111V110H89L88 109V111H86V112H84V113H86L85 115H84V113H82V116H88L89 114H87V113H89V111H90V115L89 116H94V117H92V118H90L89 119V117H83L81 120H83V121H85L86 120V122H88V120L90 121L91 119L92 120H96V118H98V116H96L95 117V115L93 114V115H91L92 113H97V106H98V104H97V102H96V100L99 102L100 101V104H99V106H101V104H102V102H101V99L103 100V103H105L106 101L103 99V98H100V100H99V97ZM16 97H18L17 99H16ZM96 97H98V98H96ZM101 97V96H100ZM14 100H13V99ZM29 98V99H28ZM37 98H38V100H37ZM47 98V99H48ZM54 98H53V100H52V102H54ZM66 98V97H65ZM64 98V99H65ZM27 99H28V101H27ZM35 100H37V101H35ZM8 101V102H9ZM23 101V100H22ZM35 101V102H34ZM38 101H39V103H38ZM5 102V104H6V101H4ZM3 102V103H4ZM15 102L13 103V104H15ZM24 102V101H23ZM36 102H37V107H36ZM51 102V101H50ZM67 102L65 103V104H67ZM79 102V103H78ZM88 102H89V100H88ZM9 103V104H10ZM26 103H28V105L26 104ZM30 103L32 104V106H29L30 105ZM42 103V104H41ZM82 103V102H81ZM84 103V102H83ZM82 103V106H84V104ZM107 103V102H106ZM8 104V106L10 107V109H15L14 107L15 106H17V105H9ZM41 104V105H40ZM96 104V105H95ZM108 104V103H107ZM107 104H102V106L99 108V111H100V109H101V113L100 112H98L97 114L98 115H100V117H99V121L100 120H102V125H105V124H103V122L104 123H107L108 122V119H109V121L111 122V119L110 118H112V117H110V116H114V112H115V109H114V107L112 108V107H110L111 108V110H112V114L110 115V109L108 108L109 106H111V105H113V104H111V103H109V105L106 107V108H104ZM19 105V104H18ZM42 105H45V106H42ZM80 107V109H77L78 108V106ZM104 105V106H103ZM29 106V107H28ZM38 106H42L41 108H43V107H45V109H43V110H45V112L49 115V116H47V114L45 113V112H43V110L42 109H40V107H38ZM50 106H51V108H50ZM56 106V107H55ZM58 106H60L59 108H58ZM65 106V107H66ZM95 106V107H94ZM98 106V107H99ZM114 106V105H113ZM20 108V106H17V109H18V111H20V110H23L24 109V107H21V108H23V109H19ZM68 107V108H69ZM29 108H30V110H29ZM32 108H34V109H32ZM37 108V110H35ZM89 108V107H88ZM103 108V109H102ZM10 109H8L7 111L8 112H6V114L5 115H7V113L10 115V116H6L7 117V120L10 118L11 120H16V117H20V116H16L17 114H18V111L16 110H10ZM31 109H32V111H31ZM49 111H48V110ZM58 109H60V111H58ZM77 109V110H76ZM106 109V110H105ZM109 109V110H108ZM114 109V110H113ZM38 110L41 112H38ZM86 110V109H85ZM102 110L104 111L105 110V113L104 112H102ZM13 111H15L16 112V115H15V118L14 119H12V116L15 114H10V113H13ZM72 112H73V110H71ZM70 111V112H71ZM114 111V112H113ZM10 112V113H9ZM29 112V113H30ZM34 112H35V114H34ZM38 112V113H37ZM48 112H50V113H48ZM109 112V113H108ZM22 113V111H20L19 112V114H23ZM43 114V116H41V115H39V117H40V120H39V117H38V114ZM76 113V112H75ZM104 114V117L102 118V116H101V114ZM28 114V115H27ZM46 114V115H45ZM51 114V115H50ZM56 114V115H55ZM107 114H109V115H107ZM5 115H4V117H5ZM34 115H35V117H34ZM69 115V114H68ZM30 116V117H31ZM36 116L38 117V118H36ZM47 116V117H46ZM52 116H53V121L55 122H53L51 119L49 120L48 118H52ZM108 116H109V118H108ZM5 117V118H6ZM23 117V116H22ZM22 117H20L21 119H23ZM20 118H18V120H20ZM107 119L106 120V122H105V120H103V119ZM3 120H6V119H4V118H2ZM9 119V120H10ZM25 119V118H24ZM37 120V122H36V120ZM44 119V120H43ZM113 120H112V122L114 123V124H116V125H113V123H110V125L113 127H111L112 129L110 130V127L109 128H107L109 125H106V130H107V134L105 135H103L102 134V132L104 133V131L105 130H102L103 128L105 129V126L104 127H98V124H99V122H98V124L96 123L97 121H95L94 123H93V121H92V126H94L95 125V127L97 128L96 130H95V127H92L93 128V132L91 131V133L89 132V130L91 129L90 127L91 126H89V125H87V124H89V123H87L86 124V122H84V123H82V121L80 120H78L77 121V124L79 123V122H81V125H80V123L77 125H74L75 127H72L73 125H71L70 126V124L68 125V124H64L65 125V127L67 126V127H69L70 126V129L71 128H73L72 130H69V129H65V127L63 128V126L61 127V128H63V129H61L60 128V130H66V131H68V132H65V133H63L64 134V136L65 137H63V138H66V140L68 139V140H71V138H77V137H75V135L77 134V133H81L82 131H83V133H84V135L83 136H85L84 138H89L90 136L91 137H93V135L94 134H98L99 136H97V134L96 135H94V137L96 136V138L99 140V139H101L102 141H103V143H107L106 145H104L103 146V143L102 142H100V146L102 145L103 147L102 148H110V146H111V144H113L112 146L114 147H112L111 146V148L112 149H115V148H117V147H115V146H119L122 150L124 149V151H123V153H124V155L126 154V152L128 153V155H126V157L124 158V160H123V155H122V153L120 154L121 156H123V157H121L122 159L120 160V161H122V164H124V165H122L121 163H119L120 161H115V163L117 164H115V166L113 167V169H112V171H114L113 172V176H114V174H115V176H114V185H108V184H105L103 181H99L97 178L99 177L100 179H101V176H100V173H97L98 171H99V169H100V167L102 166V168H103V166H104V163L106 162L105 161V159H104V161H102V162H104V163H100V165L98 166V168H97V166H95L96 167V169L98 170H96L95 168L94 169H91L93 166H91V167H89V168H83L84 170L85 169H87V170H81L80 169V171L79 170H77V171H75V172H73L74 174L76 173V174H79V172H80V175L79 176H82V178L83 179H85L86 178V180L85 181H90V180H92L91 182L93 183V181H95V182H97L98 184H94V186H93V184L91 185V186H86V185H82V184H74L73 182H69L68 184H66V182L64 183V185L69 189V185H71L70 186V188H71V190H73L74 188H76V187H78L80 190H75L74 189V193H73V195L72 196H75V197H82V195H84V194H95V195H97V196H101L104 200H106V201H108V203H110V204H112V205H114V206H116V207H124L125 209H126V211L127 212H129V213H131V215H132V217H135V219H134V222H136L137 224H136V226H135V229H136V231L138 230L139 231V229L140 228H143L144 229V227H142V226H148L147 224L150 222V221H148L147 222V220H149V217H150V214H152V212L153 211H155L153 214L155 215V217H156V214H158V213H160V212H156V211H161L160 209H163V208H165V210L163 211V214L162 213H160L161 214V217L163 216V217H165L166 216V218H165V220H166V223H163L162 222V226H161V228L162 229H159V231H160V233L158 234V233H155V236H156V240H154L153 238H154V234H152V237L150 236V238H149V241L148 240H145L144 241V243L145 244H149V245H152V244H170V245H172V246H175V247H178V248H180V249H184V250H197L198 252H203V253H205V245H206V242H207V240H208V242L210 243V245L212 244V240H214V242H213V246H214V248L216 247V245H217V247L215 248V250L218 248V247H220V245H219V243L222 241V240H220V238L219 237H217L216 235H218V236H220V234H218V233H220V232H222L221 234H223V233H225V234H223V235H221V237L222 236H226V239L227 240H225L224 238H223V240L224 241H229L228 243H229V245L231 244L232 246H233V248H232V250L231 251H233L234 249L235 250H238V248L240 247L241 249H242V247L243 248H248V247H253L254 248V246H248V247H244V242H246L247 243V241H245V239L244 238H246V240H250V238H251V244L254 242H256L255 244L257 245V247H255V248H257V250L259 249V250H261V248H263L264 249V221H262V220H264V218L263 217H254V219L253 220H251L250 218V220L252 221V223L254 224H252V227L250 226V221L248 220V217H247V219L244 217H236V219L238 218H240V220H238L239 222L240 221H242V222H240V223H238V222H235V221H237V220H235L234 221V218L235 217H233V218H226L225 217V219H222V220H224V221H222L221 219L220 220H218V223H217V220L216 219H214L215 217H212L213 218V220H212V218H210V216H208V215H211V213L213 214V212H215L216 214H224V209H225V205L222 203V200H224V195L223 194H219V196L218 197H216L217 199H213L214 200V202L213 201H210V206L208 205H205V206H207V207H211V209H212V212H211V210H210V208H206L205 207V209H207L206 211L204 210V212L207 214L206 215V217H198V218H196L195 220H194V222H190V223H188V222H186V223H184V221L182 220L183 218H181V217H177V216H179V208L178 207H180L181 206V209H182V207H183V205H186V206H189V205H187L186 203H184L183 201H181L182 199H180V197L179 196H182L181 195V193H183V191L182 192H180V194H178L177 193V196H176V198L174 199H172L171 198V196H170V194H168L169 192H168V190H167V186L164 184V183H166L167 182V180L165 181V177H166V179H168V177H170V172L168 173V171H163V169H159V168H155V170L154 169H151L152 171H150V170H147V169H144V168H141V170H142V172L141 171H139V167L138 168H132L131 166L129 167V168H132V169H126L125 167L127 166V168H128V164L130 163V162H132L133 160H134V154H133V152H132V150L131 151H129V149H128V147H127V145L126 144H124L125 143V141H126V139L129 137V135H130V137H132V134L133 133H131L132 132V129H131V127H128L129 125L127 124V123H125L126 121H122V123L124 122L125 124H127V125H124L126 128L124 129V126L122 127V123L121 122H118L117 121V123L116 122H114L115 121V117H113L112 118ZM7 120L5 121V122H7ZM8 120V123H10L11 124V122ZM38 120H39V122H38ZM45 120H46V122H45ZM17 121V120H16ZM16 121H14V122H16ZM21 121H24V120H20L19 122H21ZM26 121V120H25ZM2 122H4V121H2ZM4 122V123H5ZM28 122V121H27ZM41 127V125H40V123L42 124V126H43V128L46 126L47 128H48V131L50 132L49 134H47L48 133V131H47V128H44L45 130H43V128H40V127H38V125L36 124V123ZM45 122V123H44ZM50 122V123H49ZM91 122V121H90ZM101 122V121H100ZM54 123V124H53ZM56 123H57V127H56ZM96 123V124H95ZM123 123V124H124ZM13 124V123H12ZM11 124V126L9 125V124H7V125H9L10 126V128L13 126ZM21 124V123H20ZM32 124V125H31ZM84 124V125H83ZM101 124H99V126H102ZM108 124V123H107ZM117 124H119V126L117 125ZM5 125V126H4ZM16 125H18V123H14V126L10 129L9 128V126H7L8 128H9V130L7 131V127H6V124H3V126H1V127H3L2 129H6L5 131H7L6 132V134L8 135V133L10 132L11 134L10 135H12V133H13V131H17L16 132V134H19L18 136L20 137V134L21 133H18L19 131L17 130L18 128H16ZM48 125L49 126H51V129H50V127H48ZM85 125H87L86 127H85ZM28 126V125H27ZM30 126H28V127H30ZM36 126H37V128H36ZM55 126V127H54ZM78 126H81V129L83 128V127H85V128H83L82 129V131L80 132H78V131H76V129L78 130V128L80 129V127H78ZM117 128H116V127ZM120 126L122 127L121 128V130L123 129V130H125V131H123V132H128V134H126V133H121L122 131L120 130ZM17 127H19V126H17ZM66 127V128H67ZM14 128H16V129H14ZM40 128V129H39ZM52 128H53V132H52ZM55 128V129H54ZM76 128V129H75ZM86 128H88L87 130H88V132H87V134H85V132H86V130H85V132H84V129H86ZM99 128V129H98ZM128 128H129V131H128ZM1 129V130H2ZM13 129V130H12ZM19 129H20V127H19ZM42 129V132H41V134L39 133H36L37 132V130H41ZM50 129V130H49ZM114 129V130H113ZM10 130H12V131H10ZM60 130H58L57 131V133L59 132V133H61V131ZM74 130V131H73ZM101 130V131H100ZM115 130H117L116 132H115ZM120 130V131H119ZM5 131H2V132H5ZM47 131V132H46ZM96 131H98V132H96ZM113 133V134H115V136H110V135H113V134H111V132ZM114 131V132H113ZM38 132H40V131H38ZM70 132H72V133H70ZM74 132H75V134H74ZM77 132V133H76ZM100 132V133H99ZM117 132H120V134H121V137L119 136L120 134L118 133L117 134ZM36 133V134H35ZM43 133V134H42ZM6 134H4V133H2V136H4V135H6ZM62 134V133H61ZM62 134V135H63ZM70 134H72V135H70ZM90 134V135H89ZM101 134L103 135V136H101ZM110 134V135H109ZM14 135V134H13ZM34 135H36V136H34ZM39 135H41V136H39ZM66 135H67V137H66ZM116 135H118L120 138H121V141H123V142H121L119 139L120 138H118L117 139V137L118 136H116ZM124 135H127V137L125 138V139H123L125 136ZM29 136H30V134H29ZM40 138V139H38V137ZM43 136V137H42ZM74 136V137H73ZM89 136V137H88ZM102 137V138H98V137ZM122 136H123V138H122ZM6 137H8V136H5L4 138H6ZM34 137V138H33ZM35 137H37V139L35 140ZM48 137V138H49ZM70 137V138H69ZM108 137V138H107ZM109 137H111V138H109ZM115 137V138H114ZM129 137V140L131 139ZM0 138H1V140L3 141V137H1V134H0ZM21 138H23V137H21ZM21 138L20 139H18V141L20 140V142H21ZM42 138V139H41ZM45 138V139H46ZM62 138V137H61ZM105 138H107V139H105ZM112 138H113V140L115 141H113L112 140ZM27 139V138H26ZM25 138H23V141L22 142H27L28 140H26ZM110 139V140H109ZM115 139H117V142H116V140ZM0 140V141H1ZM5 140V139H4ZM25 140V141H24ZM40 140V141H39ZM43 140V141H42ZM100 140V141H101ZM107 140H108V142H107ZM111 140H112V142L113 143H110L111 142ZM125 140V141H124ZM8 143H10V141H8V139L7 140H5L4 141V143L6 144L7 142ZM16 141V140H15ZM18 141H16L17 143H18ZM42 141V142H41ZM106 141V142H105ZM110 141V142H109ZM120 141V143L121 144H119L118 142ZM40 142L41 144H38V143ZM99 142V141H98ZM97 142V143H98ZM4 143L3 142H1V144L3 145V147H1V145H0V148L1 149H3V148H6V147H4L5 145H4ZM8 143H7V145H8ZM33 143V144H34ZM36 143L38 144V145H36ZM117 145H116V144ZM123 143V144H122ZM11 145L13 146V145H17L16 143H12V141H11ZM8 146L9 148L10 147H12V146ZM41 145V146H42ZM109 145V146H108ZM123 146V147H122ZM16 146H13L10 150L11 151H9V156H10V158H9V156L8 155H5V154H7V151H8V148L6 149L7 151H6V153H3V151H5V149L2 151V155H0V213L2 214V216L0 217V223L2 224V229H1V231L0 232H2V234L4 233V231H3V229H5L4 227H5V220L4 219H6V220H12V217H10V216H8L7 214L6 215H4L5 213H3V211L1 210V208H2V206L4 205V203L5 202H7L9 199H11L13 196H15V198H18V199H20L21 201H23L24 202V204L25 205H31V207L33 208L32 210H34L33 211V213L31 214V216H33L35 213H39V214H46L47 212H48V214H49V216L50 217H52L53 216V214L57 211V209L60 207V205L61 204H63L67 199H69V198H67V199H63V200H61V202L58 204L59 206L57 207V209L55 210V212L53 213L52 212V210H54V206H52L53 205V203L51 202V197H52V194H53V184H58V185H61V183H63L64 182V179H65V177H64V179H63V177H62V180H63V182H62V180H59V181H57V182H52V179L50 178V177H52L53 178V176H52V174H51V171L49 170H47L48 172H46L45 173V176L48 178V176L49 175H51L49 178L51 179H49L48 178V180H47V178H43V179H41V181L40 182H37L35 179H34V177L31 175L32 174V172H30L31 170H30V166H31V164L30 165H27V164H29V163H31L30 161H28L26 164H24L27 160H29V159H22V161L24 162V160H26L24 163L20 160V158H19V156H17V153H16V155L14 156V157H16V158H13V153H15L16 152V149H14ZM110 148V149H111ZM127 148V150L125 151V149ZM14 150H15V152H14ZM39 152V153H40ZM47 152H49V151H47ZM39 153H37V155L39 154ZM0 154H1V152H0ZM13 154V155H12ZM32 154V153H31ZM41 154H48V153H43V152H41ZM40 154V155H41ZM132 154H133V156H132ZM40 155H38V157H40ZM4 156V157H3ZM5 156H8V157H5ZM59 157L61 158V161H60V159H59ZM67 157V156H66ZM65 156H63V158H62V156H58V162H59V164H55L56 166H54V170L56 171H53L52 170V173L54 172L55 174H62L63 173V169L64 168H66L65 166V164H67L68 163V161H70V162H72V160H73V164L72 163H70L69 162V166H68V164H67V167H70L71 165L70 164H72V165H75L77 168H79L80 166H77V165H80L79 164V161L80 160H78V161H76V159H80L81 158V160H83L84 158L83 157H81L80 155H77V157H75V159H73V158H71L72 160H69V159H67ZM78 157H80V158H78ZM4 160H3V159ZM7 158V159H6ZM66 158V160H62V159H65ZM83 158V159H82ZM116 158H118L119 159V157H115L114 159H116ZM131 158H133V159H131ZM18 159V160H17ZM9 160V161H8ZM11 160V161H10ZM13 160V161H12ZM4 161V162H3ZM8 161V162H7ZM15 161L16 162H18V161H20L19 163H15ZM63 161L65 162V161H67V163L65 162V164H64V166H63V164L61 165V163H63ZM13 162V163H12ZM21 162H22V164L23 165H19V164H21ZM75 162V163H74ZM78 162V163H77ZM81 162V161H80ZM124 162V163H123ZM12 163V164H11ZM77 163V164H76ZM99 164V163H98ZM98 164H95V165H98ZM102 164V165H101ZM122 166H121V165ZM127 164V165H126ZM25 165H27V167L25 166ZM63 166L62 168L61 167H58V166ZM106 165V164H105ZM18 166V167H17ZM23 166H25V167H23ZM124 166V169H122L121 167H123ZM55 167L57 168V169H55ZM118 169H117V168ZM59 168H61V172L59 171ZM67 169H69V168H67ZM66 169V170H67ZM120 169V170H119ZM137 171H136V170ZM144 169V170H143ZM91 170V171H90ZM93 170H95V171H93ZM102 170V169H101ZM118 170V171H117ZM130 170V171H129ZM87 171H89V172H87ZM117 171V172H116ZM124 171H125V173H124ZM135 171V172H134ZM162 171V172H161ZM60 172V173H59ZM85 172V173H84ZM91 172V173H90ZM100 172V171H99ZM131 172V173H130ZM141 172V173H140ZM146 172H147V174H146ZM149 172H150V174H149ZM155 172H157V173H155ZM49 173V174H48ZM88 173V174H87ZM95 175H94V174ZM97 173V174H96ZM122 173H124V175L122 174ZM152 173V174H151ZM160 173H164L163 175H161ZM75 174V175H76ZM83 174H84V176H83ZM87 174V175H86ZM116 174H120V176H117ZM126 174V175H125ZM133 175V177H132V175ZM137 174H138V176H137ZM140 174V175H139ZM169 174V175H168ZM97 175V176H96ZM157 176V178L155 177V176ZM85 176H89L88 177V179H90V180H88L87 179V177H85ZM95 176V177H94ZM121 176H123V177H121ZM127 176V177H126ZM22 178V179H25V180H22V179H20V178ZM126 177V178H125ZM137 177V178H136ZM144 177V178H143ZM59 177H57V179H58ZM61 178V177H60ZM92 178V179H91ZM97 180H96V179ZM119 178V179H118ZM122 180H124V181H122ZM44 179H46V180H44ZM118 179V180H117ZM126 179H127V181H126ZM138 179V180H137ZM152 179V180H151ZM157 179V180H156ZM29 181L30 183H28L27 181ZM54 180V179H53ZM163 180H164V183H163ZM61 181V182H60ZM126 181V182H125ZM140 181V182H139ZM146 181V182H145ZM158 181V182H157ZM51 182L53 183L52 185H51ZM94 182V183H95ZM138 182V183H137ZM107 183V182H106ZM117 183H119V184H117ZM158 185H157V184ZM161 183V184H160ZM103 184H105V186L103 185ZM126 184V185H125ZM141 184V185H140ZM150 184V185H149ZM160 184V185H159ZM76 185V186H75ZM77 185H81L82 186V188L80 187V186H77ZM106 185H108V186H110L113 190H111V188L110 187H108V186H106ZM136 185V186H135ZM49 186V187H48ZM50 186H51V188H50ZM74 188H73V187ZM84 186V187H83ZM97 186H99V187H97ZM104 187V188H102V187ZM164 186V187H163ZM166 186V187H165ZM146 187H147V189H146ZM36 188L38 189L37 191H36ZM108 188V189H107ZM110 188V189H109ZM161 188V189H160ZM185 188H187L188 189V186L187 187H185ZM184 188V189H185ZM192 188H194V187H192ZM192 188H190V190L188 189V192L190 191V193L192 194ZM121 189V190H120ZM141 189V190H140ZM163 189V190H162ZM186 189V190H187ZM50 192H49V191ZM109 190V191H108ZM135 190V191H134ZM148 190V191H147ZM197 190V189H196ZM195 190V191H196ZM134 191V192H133ZM158 191V192H157ZM112 192V193H111ZM166 192V193H165ZM186 192V191H185ZM188 192L186 193V194H188ZM194 192V191H193ZM41 193L42 194V196H43V198L42 197H40V195L39 194ZM127 193V194H126ZM144 193V194H143ZM155 195H154V194ZM190 193H189V195H190ZM113 194H115V196L113 195ZM134 195V196H133ZM167 195H169V196H167ZM176 195V194H175ZM174 195V196H175ZM185 194H183V196L182 197H185L184 196ZM144 196V197H143ZM155 196V197H154ZM160 196V197H159ZM222 196V198H220ZM170 197V201H172L173 203H171L170 201H169V198ZM181 197V198H182ZM138 198H139V200H138ZM172 199V200H171ZM178 199H180V200H178ZM184 199V198H183ZM220 199H221V201H220ZM142 200V201H141ZM144 200V201H143ZM146 201V202H145ZM149 201V202H148ZM164 201V202H163ZM181 201V202H180ZM140 202V203H139ZM182 202H183V204H182ZM211 202H213V203H211ZM164 203V204H163ZM169 205H168V204ZM170 203H171V205H170ZM175 203H177V204H175ZM138 204V205H137ZM167 206H166V205ZM174 204V205H173ZM180 204V205H179ZM212 204V205H211ZM216 204V206H214ZM218 204H220V205H218ZM157 205V206H156ZM224 205V206H223ZM148 206V207H147ZM213 206L214 207H216L215 209L213 208ZM218 206V207H217ZM171 208V210H170V208ZM224 207V208H223ZM233 207V206H232ZM53 208V209H52ZM151 208V209H150ZM168 208V209H167ZM184 208V207H183ZM186 208V207H185ZM184 208V209H185ZM218 208H219V210H218ZM156 209V210H155ZM158 209V210H157ZM181 209H180V211H181ZM213 209L215 210V211H213ZM223 209V210H222ZM151 211V210H153V211H151L150 213H149V215H148V212L149 211ZM167 210V211H166ZM169 210V211H168ZM218 212H220V213H218ZM182 211H184V210H182ZM181 211V212H182ZM210 211V213H208ZM178 212V213H177ZM174 215H173V214ZM176 213V214H175ZM149 217H148V216ZM154 215H152L151 217H153ZM168 215V216H167ZM145 216H147V218L145 217ZM160 216V215H159ZM159 216H157V217H159ZM151 217H150V219H151ZM147 220H146V219ZM171 218V219H170ZM256 218H258V219H256ZM261 218V219H260ZM180 219V221H178V220ZM203 219H205V221L203 220ZM208 219V220H207ZM247 220V221H249V222H245V221H243V220ZM139 220V221H138ZM172 220H173V222H172ZM211 222H213V223H216V224H213V223H209L210 221ZM225 220H227V221H225ZM230 220V221H229ZM182 221V222H181ZM207 221V222H206ZM214 221H216V222H214ZM255 221H258V222H256L257 223V225H256V223H255ZM260 221V222H259ZM262 221V222H261ZM169 224H168V223ZM204 222V223H203ZM206 222V223H205ZM230 222L232 223V225L233 226H229L230 225ZM243 222H245V223H249V226L250 227H246L247 225H245V223H243ZM147 223V224H146ZM208 223V224H207ZM229 223V224H228ZM241 223H243L244 225H245V228L246 229H248V230H246L245 228H244V230H246V231H244V232H246V236L244 237V235H243V232L241 231L242 229L241 228H243L244 227V225H243V227H241ZM262 223V224H261ZM135 224V223H134ZM140 224V225H139ZM202 225V226H200V225ZM204 224V225H203ZM212 224V225H211ZM239 224V225H238ZM165 225V226H164ZM166 225H167V227H166ZM208 226V227H206V226ZM228 225V226H227ZM263 225V226H262ZM141 226V227H140ZM181 226V227H180ZM195 226H196V228L198 227L199 229H201V230H199L198 228L196 229L195 228ZM217 226H219L218 228H217ZM239 226V227H238ZM259 227V226H261V227H259L258 228V230H259V232L261 231L263 234H261V232L259 233V236H258V234H257V232L258 231H256L255 230V233L257 234V236H256V238L258 239H260V240H257L255 237H254V235H255V233H254V235H253V231H254V228L253 227ZM137 227H140V228H137ZM164 227V228H163ZM201 227V228H200ZM204 227V228H203ZM211 227V228H210ZM225 227H227L228 229L229 228H233V231H232V229H229V231L231 230L232 232H230V234L228 235L227 233H229V231H227L228 229L227 228H225ZM263 227V228H262ZM146 229L148 228V227H145ZM208 228V230H209V232L207 233L208 235H206V233H203V232H205V230ZM210 228V229H209ZM145 229V232L147 233L148 232V229L146 230ZM171 229V230H170ZM205 229V230H204ZM212 229H217V234L215 235L214 234V232H213V234H212V232H211V230ZM251 229V230H250ZM253 229V230H252ZM184 230V231H183ZM196 230H197V232H196ZM237 230H239V233L237 232ZM140 231H142V233H144L143 232V230L141 229ZM183 231V232H182ZM203 231V232H202ZM227 231V232H226ZM193 232V233H192ZM249 232V233H248ZM141 233V234H142ZM195 233V234H194ZM210 233V234H209ZM215 233H216V230H215ZM234 234L233 235V237H231L232 236V234ZM241 233H242V235H241ZM158 234V235H157ZM196 235V236H194V235ZM237 234H239V236H240V238H237V237H239ZM249 234V235H248ZM250 234H252V235H250ZM260 234H261V237H263V238H261L260 237ZM151 235V234H150ZM205 235V236H204ZM212 235V237H210ZM213 235H215L214 237H215V239H214V237H213ZM248 235V236H247ZM203 236V237H202ZM224 236V237H225ZM250 236V237H249ZM4 237V236H3ZM2 237V238H3ZM168 237V238H167ZM201 237H202V241L201 240H199V239H201ZM207 237V238H206ZM209 237V238H208ZM228 237V238H227ZM244 237V238H243ZM2 238H1V240H2ZM144 238V237H143ZM248 238V239H247ZM217 239H219V240H217ZM229 239V240H228ZM237 240V241H234V240ZM261 239H263V240H261ZM205 240V241H204ZM230 240L232 241V242H230ZM238 240H241V242L240 241H238ZM244 240V241H243ZM154 243H153V242ZM200 241V242H199ZM216 241L218 242L217 244H216ZM261 241H262V244H261ZM147 242H149V243H147ZM227 242H224V243H226L227 244ZM234 242V243H233ZM238 242H239V244H238ZM249 242V241H248ZM249 242V243H250ZM260 242V243H259ZM224 243H222V244H224ZM237 243V244H236ZM249 243H247V244H249ZM258 243V244H257ZM199 244V245H198ZM216 244V245H215ZM226 244H224L225 246H227ZM241 244V245H240ZM250 244V245H251ZM219 245V246H218ZM228 245V246H229ZM234 245H236V247L234 246ZM243 245V246H242ZM202 246V247H201ZM227 246V247H228ZM231 246V247H232ZM230 247V246H229ZM231 247H230V249H231ZM235 247V248H234ZM237 248V249H236ZM251 248H248V250L249 249H251ZM202 249V250H201ZM247 250L245 249V252H246ZM264 251V250H263ZM250 252V253H249ZM248 252V254H250V255H252L253 253H254V249L252 250H250Z\"/></svg>", "mask_w": 264, "mask_h": 264}, {"label": "crops", "instance_id": "0c3cea01", "mask_svg": "<svg viewBox=\"0 0 264 264\" xmlns=\"http://www.w3.org/2000/svg\"><path fill=\"white\" fill-rule=\"evenodd\" d=\"M70 1L76 2V0ZM94 1L82 0L78 4L80 7H83L84 4L85 7H89ZM174 1L186 9L189 8L184 4L185 0ZM236 1L190 0L189 2H192L191 5H193L196 13L208 15L211 13L214 17L223 16L225 19L214 18L215 21H229L264 27V0ZM39 195L43 198L41 193ZM32 209L31 205H25L15 196L2 206L1 210L5 213L4 215L7 214L12 217V220L4 219L6 222L5 229H3L4 233L0 232V264H49V262L54 264L56 262L53 260L54 258L52 261L47 259L51 250L49 243L52 244L51 248L55 250L56 257H59L58 259H61L64 264H226L230 259L229 257L233 255L230 248L227 253L230 252L231 254L223 252L224 248H228L225 245L224 248L223 245L222 248L218 247V250L225 253L227 258L224 257L225 255H222L224 257L222 258L221 254L218 257L224 261L228 259L226 263H222L223 260L217 259L216 254L219 251L217 249L215 251L213 245L212 249L208 240L205 245V253L192 249H180L170 244H145L141 237L136 235L137 231L132 224L135 217H132L131 213L127 212L124 207H116L95 194L70 197L60 205L52 217L49 216L48 212L46 214L35 213L31 216L34 211ZM1 226L0 223V231ZM132 228L135 230L134 233ZM48 232L49 234H47ZM138 233L141 235L142 232L138 231ZM240 251L239 255L238 252H235V255L240 256V253L242 254ZM256 251L258 253L257 248ZM261 252L263 255V251ZM257 253L255 252V254ZM45 255L46 259L44 258ZM243 256L240 261L238 258L235 263L232 258L237 259V257L233 255L231 257L232 262L229 260L230 262L227 264H237L238 262L241 264H248V262L249 264H258L256 261L264 258L262 256L255 261L257 258H254L256 255L254 256L253 253L251 255L253 260L250 259L247 262L245 259L243 260L245 263H243L242 259L245 258ZM44 260L49 262L43 263ZM61 260H59L60 263L57 261L55 264H63ZM261 261L258 262L262 264Z\"/></svg>", "mask_w": 264, "mask_h": 264}, {"label": "water", "instance_id": "95a60500", "mask_svg": "<svg viewBox=\"0 0 264 264\" xmlns=\"http://www.w3.org/2000/svg\"><path fill=\"white\" fill-rule=\"evenodd\" d=\"M141 12L166 24H170L197 36L205 45L215 51L229 54L242 59H254L264 61V27H256L233 23L229 21H204L238 26L243 29L232 38L217 40L206 31L195 19H200L189 14L178 4L175 6L164 5L153 0H125Z\"/></svg>", "mask_w": 264, "mask_h": 264}]
</instances>
